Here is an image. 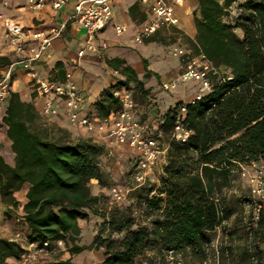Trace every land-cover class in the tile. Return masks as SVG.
<instances>
[{
    "label": "trees",
    "instance_id": "1",
    "mask_svg": "<svg viewBox=\"0 0 264 264\" xmlns=\"http://www.w3.org/2000/svg\"><path fill=\"white\" fill-rule=\"evenodd\" d=\"M236 1L198 0L194 18L197 34L191 43L195 55L204 56L216 69L217 73L210 75L214 88L194 104H185L186 123L193 136L187 144L172 143L180 154L163 181L160 195L167 198L149 202L165 213L152 229L134 228L132 218L113 211L108 218L102 216V233L109 230L120 235V240L98 236L90 246L78 245L80 220L99 213L96 207L101 197L92 193L91 182L96 180L103 187L111 183V176L101 166L106 149L93 138L76 140L65 128L44 122L33 103L11 92L3 123L15 163L10 165L0 156V196L12 209L7 214L12 215L20 211L16 194L28 188L27 203L21 211L28 244L48 242L52 247L64 242L72 256L94 247L104 249L105 260L99 264H136L156 240L167 251H203L207 234L225 221L221 189L231 183L238 168L264 161V0L240 4L241 13L232 25L226 17ZM156 34L145 42L158 43ZM108 64L125 80L118 81L96 104L99 120L121 110L116 94L123 88L130 90L134 84L143 97L151 95V88H145L135 69L124 60L112 59ZM9 65V59L0 57V66ZM222 68L227 70L225 74H220ZM60 76L64 80V72ZM150 77L147 71L145 78ZM182 105L180 102L165 113L164 124L159 127L163 134L171 132ZM191 151L197 154V161L188 168L183 163L189 161ZM257 231L264 235V210L257 220ZM256 252L262 262L264 252L259 246ZM25 253L19 242L0 238V264L10 258L20 260ZM57 264L75 263L69 258Z\"/></svg>",
    "mask_w": 264,
    "mask_h": 264
},
{
    "label": "rangeland",
    "instance_id": "2",
    "mask_svg": "<svg viewBox=\"0 0 264 264\" xmlns=\"http://www.w3.org/2000/svg\"><path fill=\"white\" fill-rule=\"evenodd\" d=\"M220 1L223 2V0ZM246 1L237 0L230 8L229 15L226 17L228 23L235 25L236 18L241 13L239 5ZM179 27L180 24L176 27H163L157 36L159 41L156 43L157 45H149L152 53L155 54V56L150 57L152 65L154 62H158L163 68L169 66L163 60L157 58L156 55L166 57L165 60L169 63H180L182 73L189 62L200 63L199 56H196L193 50L192 39ZM236 32L239 36H243L241 30L238 29ZM180 51H183V55L180 54ZM158 64L156 65L158 66ZM149 66L151 65L147 61V67ZM147 71L150 72L149 69ZM219 72L225 74L227 70L222 68ZM148 81L144 76L145 88H147ZM182 84L183 87L179 86L176 90L166 91L163 84L156 83L155 90L157 89V93L154 92L147 98L142 96V93L135 88L134 84L131 85L130 91L138 104L137 116L140 117L142 122L149 123L151 130H155L158 123L164 120L163 117L169 108L180 102L184 104L190 102V97L183 99V101L180 98L182 88L188 93H193V97L202 94L200 83L191 81ZM207 93L206 90L203 95ZM42 118L44 122L52 124L54 122L51 118L55 117H47L43 114ZM72 137L74 138L73 134ZM75 138L78 139V137ZM87 138L95 139L94 137ZM172 143L171 132H165L162 144L167 148V153L157 166L152 180L141 187H138L131 177L133 170L131 151L124 149L123 156H120L119 153L110 149L105 143H98L106 149L105 155L101 158V166L111 176V183L110 186L103 187L98 182H91L92 193L101 197V201L96 207L99 213L97 215L90 213L88 219L80 220L82 233L78 245L90 246L98 236L101 238L111 237L116 241L120 240V235L113 234L109 230L102 233L105 221L102 216L105 215L108 218L113 211H119L132 218L135 222L134 228L146 227L152 229L155 221L164 219L165 213L162 210H156V207L149 205V202L155 201L159 197L164 200L167 198L165 194L160 195L164 191L163 181L168 178V168L173 165L180 154ZM189 157V161L183 164L184 166L186 164L188 168H192L197 161V154L191 151ZM262 165L264 166V162ZM241 173V167L235 170L231 183L221 189L219 199L225 209V221L214 232L207 234L208 240L204 244L202 252L192 251L191 249L167 251L163 249L162 243L156 240L148 247L145 255L136 264H264V259L260 262L258 252H256L258 246L264 252V235L257 231V220L251 204L252 197L249 184ZM113 187L118 188L121 195H123L122 199L119 200L115 197L112 191ZM161 207L163 209L164 204ZM6 217L8 220L0 219V228L2 227L1 229L4 231L10 229L8 231L9 238L17 239V242L25 245L28 231L24 228L23 221L20 220L21 215L15 213L8 215L6 213ZM2 221L5 224L1 225ZM18 233H21L20 237ZM25 250L27 249L25 248ZM69 258H72L75 264H99L105 260V250L94 247L79 255L72 256L65 243L62 242L61 244H53L49 249L39 252L36 258L28 263H24L21 258L20 264H57L59 261H65Z\"/></svg>",
    "mask_w": 264,
    "mask_h": 264
},
{
    "label": "built area",
    "instance_id": "3",
    "mask_svg": "<svg viewBox=\"0 0 264 264\" xmlns=\"http://www.w3.org/2000/svg\"><path fill=\"white\" fill-rule=\"evenodd\" d=\"M183 2L184 0H174V2L141 0V3L149 9V18L143 23L141 32L136 36L135 41L142 44L163 27L179 26L181 19L177 14L176 7ZM68 3L69 0H34L32 8L39 11L50 6L53 10L52 21H54L56 13ZM112 15V0H77L74 12L67 22L51 26L48 29H34L8 19L4 20L7 35L12 44L16 46L18 59L8 66L5 74L0 78V103H6L10 99L14 72L17 69L24 70L34 80L39 95L49 97L43 108L45 116L58 117L64 110L65 115L75 127L95 136V142L109 144L110 148L120 156H123L124 149L130 150L133 166L131 177L136 185L141 187L152 180L157 166L167 153V148L162 144L163 131L159 130V127L164 124V120L158 123L155 130H151L150 124L142 122L137 116L138 104L131 91L126 88L116 94L122 104L121 110L112 113L105 120L91 117L84 114L85 100L73 83L72 75H67L64 82L41 80L35 70L37 63L43 62L49 57L48 49L51 43L63 35L69 21L75 22L87 34L85 46L78 53L79 57L84 56L86 51L95 55L100 54L102 49L107 48V45L103 44L102 48L97 46L96 36L107 27ZM116 29L118 33L125 32L122 27ZM180 54L183 55V51H180ZM199 58V64L195 61L189 62L180 76L181 82L196 81L201 84L200 92L202 94L189 102L190 104L200 100L206 90L208 93L213 90L214 85L210 80V75L217 73L210 61L204 56H199ZM163 88L166 91H172L175 84L164 83ZM186 113L187 106L184 104L179 107L171 130L172 141L181 145L187 144L193 136V132L186 123ZM241 174L249 184L251 204L254 208L255 219L258 220L260 213L264 210V166L258 162L242 166ZM112 191L115 197L119 200L122 199L123 195L117 187H113ZM49 247L48 242L29 244L26 253L22 256L24 263L35 259L39 252Z\"/></svg>",
    "mask_w": 264,
    "mask_h": 264
},
{
    "label": "crops",
    "instance_id": "4",
    "mask_svg": "<svg viewBox=\"0 0 264 264\" xmlns=\"http://www.w3.org/2000/svg\"><path fill=\"white\" fill-rule=\"evenodd\" d=\"M34 0H0V57L10 60L11 64L18 59L16 54V46L12 44L10 37L7 35L4 27V20H11L20 23L23 26L32 27L34 29H48L51 26L60 25L67 22L74 12V5L77 0H69V3L56 13L54 21H52L53 10L50 6L43 10H35L32 8ZM174 2V0H169ZM113 15L107 27L99 32L96 36V45L102 48L103 44L107 45L106 49H102L100 54L95 55L86 51L84 56L79 57L78 53L85 46L87 39L86 31L80 28L75 22L69 21L63 32V35L55 39L49 49V57L43 62L35 65V70L41 80H57L64 82L67 75H72L73 83L79 90L80 95L85 100L84 114L96 118V104L104 96L106 91L115 88L118 81L125 80L124 76L108 64V60L121 59L127 65L133 67L137 72L139 79L143 81L146 74L145 62L148 61L151 77L146 84L147 89L151 88L152 93H157L155 84L171 83L175 84V90L182 86L184 82L180 81L182 68L180 63L168 62L166 57L156 55L157 58L163 60L168 67L163 68L158 62L153 65L150 57L155 56L151 51V44H139L135 41L136 36L141 32L143 23L149 18V9L141 3V0H112ZM177 14L181 19L179 29L185 32L192 40H195L197 29L194 16L198 11V0H184L181 5L176 7ZM117 27H122L125 32L118 33ZM160 32V31H159ZM157 32L156 35H159ZM150 45V46H149ZM157 45V44H156ZM158 64V66L156 65ZM59 65V66H58ZM8 66H0V78L5 74ZM60 72H64V80L60 76ZM183 87V86H182ZM12 92L18 93L24 102L33 103L38 112L43 115V108L49 97L39 95L37 85L34 80L22 69H17L13 75ZM198 94L193 97V93H188L182 88L181 99H187L190 102L194 100ZM9 101L0 103V156L5 161L14 165L15 154L12 151V142L7 137V126L4 125L3 119L6 116ZM51 120L70 131L74 138L95 137L92 133L75 127L62 110L60 116L51 118ZM76 139V138H75ZM77 140V139H76ZM110 147L109 144H105ZM111 149V148H110ZM264 161L259 163L262 165ZM97 183L96 180H93ZM28 188H24L16 194L20 202L18 215H21L24 205L27 203ZM11 208L2 203L0 196V219L8 220L6 213H11ZM23 226L27 230V225L23 218ZM1 222V225L5 224ZM9 222V221H8ZM2 228V227H1ZM0 228V238L9 240L17 239L9 238L8 231ZM21 236V233H18ZM22 245V244H21ZM29 244H23L22 247L28 249ZM6 264H20V260L10 258Z\"/></svg>",
    "mask_w": 264,
    "mask_h": 264
}]
</instances>
